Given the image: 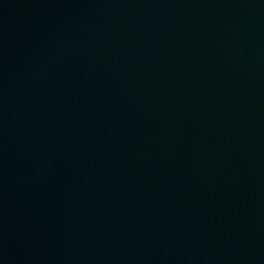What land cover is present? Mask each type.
<instances>
[{
	"label": "water",
	"instance_id": "95a60500",
	"mask_svg": "<svg viewBox=\"0 0 264 264\" xmlns=\"http://www.w3.org/2000/svg\"><path fill=\"white\" fill-rule=\"evenodd\" d=\"M0 264H264V0H0Z\"/></svg>",
	"mask_w": 264,
	"mask_h": 264
}]
</instances>
